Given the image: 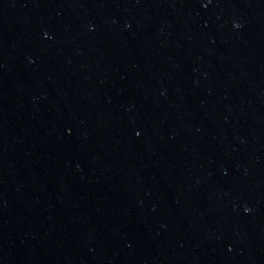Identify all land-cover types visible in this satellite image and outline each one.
<instances>
[{"label": "water", "instance_id": "obj_1", "mask_svg": "<svg viewBox=\"0 0 264 264\" xmlns=\"http://www.w3.org/2000/svg\"><path fill=\"white\" fill-rule=\"evenodd\" d=\"M0 264H264V0H0Z\"/></svg>", "mask_w": 264, "mask_h": 264}, {"label": "clouds", "instance_id": "obj_2", "mask_svg": "<svg viewBox=\"0 0 264 264\" xmlns=\"http://www.w3.org/2000/svg\"><path fill=\"white\" fill-rule=\"evenodd\" d=\"M237 27H239V25H237Z\"/></svg>", "mask_w": 264, "mask_h": 264}, {"label": "snow or ice", "instance_id": "obj_3", "mask_svg": "<svg viewBox=\"0 0 264 264\" xmlns=\"http://www.w3.org/2000/svg\"><path fill=\"white\" fill-rule=\"evenodd\" d=\"M137 135H139V133H137Z\"/></svg>", "mask_w": 264, "mask_h": 264}]
</instances>
